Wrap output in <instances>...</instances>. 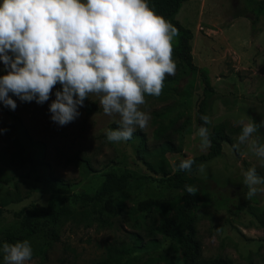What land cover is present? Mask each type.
Masks as SVG:
<instances>
[{
  "label": "rangeland",
  "instance_id": "1",
  "mask_svg": "<svg viewBox=\"0 0 264 264\" xmlns=\"http://www.w3.org/2000/svg\"><path fill=\"white\" fill-rule=\"evenodd\" d=\"M252 8L249 0H184L176 15L192 32L193 64L208 71L215 89L209 131L226 123L232 140L223 143L220 156L202 162L205 173L196 169L192 174L200 196L195 223L200 260L264 264V192L248 200L243 185V172L249 168L264 177V162L247 145L233 148L248 118L264 120V14L257 18ZM2 68L0 64V75L5 74ZM201 94L199 76L181 77L177 67L175 76L166 77L161 96H146L141 110L151 119L147 128L136 130L144 136L146 161L157 165L163 160L174 171L175 160L207 153L196 135ZM11 98L15 110L0 104V198L16 194L21 201L2 208L0 244L11 243L4 236L21 229V209L36 205L57 210L65 205L67 213L54 227L43 223L28 239L33 256L26 264H116L131 257L139 258V264H166V240L156 234L159 244H148V232L159 224L160 215L139 212L137 204L165 192L167 185L137 156V139L107 141L105 130L118 118L105 115L98 98L90 95L78 108L79 117L59 126L48 111L54 89L44 104ZM259 131L264 142V128ZM166 141L177 152L163 150ZM20 157L32 158L35 166L18 165ZM108 172L130 176L117 194L124 207L116 216L101 214L99 205L80 206L81 194H94ZM55 178L69 183L70 191L53 192Z\"/></svg>",
  "mask_w": 264,
  "mask_h": 264
},
{
  "label": "clouds",
  "instance_id": "2",
  "mask_svg": "<svg viewBox=\"0 0 264 264\" xmlns=\"http://www.w3.org/2000/svg\"><path fill=\"white\" fill-rule=\"evenodd\" d=\"M178 29L156 14L147 0H0V104L49 101L52 122L65 126L79 117V107L90 95L99 100L117 127L106 129L110 143L130 140L137 129L148 127L151 115L141 110L146 96L159 97L167 76H175L173 41ZM11 94V95H10ZM196 135L201 150L211 147L207 115ZM260 123L248 118L233 145H247L264 162ZM2 131V130H0ZM195 160L173 162L179 171L192 172ZM206 166L197 165L205 173ZM244 198L264 192V177L255 168L243 172ZM195 195L198 189L185 185ZM183 195V192H181ZM4 264H26L33 256L28 240L0 244Z\"/></svg>",
  "mask_w": 264,
  "mask_h": 264
},
{
  "label": "trees",
  "instance_id": "3",
  "mask_svg": "<svg viewBox=\"0 0 264 264\" xmlns=\"http://www.w3.org/2000/svg\"><path fill=\"white\" fill-rule=\"evenodd\" d=\"M249 1L253 5L252 11L257 18L264 14V0ZM183 2L184 0H147L149 7L156 14L164 17L179 31V35L173 41V59L176 61L181 77L197 74L200 78L202 94L195 111V123L198 128L203 123L200 117L202 115L208 116L212 99L215 96V89L210 83L208 71L205 68H198L193 64L191 54L192 32L176 19V15L180 11ZM59 89L60 86L57 84L54 88V93ZM116 127V124H112L109 129ZM207 127L209 128V125ZM227 129V124L222 123L216 125L209 131L211 147L208 148L206 154L191 157L196 162L193 165L191 173L177 169L174 171L167 169L163 160L157 165L146 161L145 155H148V152L146 150L144 136L139 131H136L131 138L138 140L136 153L139 159L143 161L151 173L158 175L167 185L165 192L140 201L137 204V210L139 212H146L150 215L157 213L160 215L159 224L155 225L148 232L150 237L148 244L154 246L159 244L157 239L154 238L156 234L161 235L166 240L165 248L170 255L166 264H232L230 260L220 258L209 260L199 259L200 244L197 240L195 223L196 212L200 208V196L198 192L195 195H189L184 191L185 185L196 187L192 174L196 171L197 165L220 156L223 150V143H232ZM161 147L163 150L171 153L177 152L178 150L171 141L164 142ZM179 161L180 159H177L175 163L178 164ZM26 164L31 167L35 166L32 158L25 159L20 157L18 165L24 166ZM129 178V175H117L114 172L106 173L103 182L94 194H81L80 206L87 208L99 205L101 214L106 216L118 215L123 209L124 204L122 201H116L117 194L126 187ZM7 181L5 180V183ZM69 191V183L64 182L62 179H54L53 192L64 194ZM181 192H183V195H181ZM20 201L21 198L16 194L14 196L7 194L1 197L0 214L2 213L3 207ZM66 213L67 208L65 205L57 210L45 209L36 205L23 208L17 214L22 217L21 229L17 232L6 234L4 239L11 243L28 240L38 234L39 228L43 223H50L54 227ZM52 237L54 239L56 238L53 229ZM138 262H140L139 258L131 257L124 261L118 260L116 264H139Z\"/></svg>",
  "mask_w": 264,
  "mask_h": 264
}]
</instances>
